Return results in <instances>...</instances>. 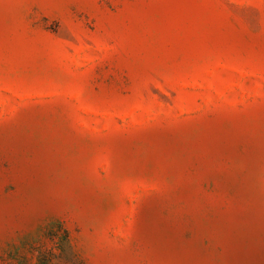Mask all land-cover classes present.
<instances>
[{"label": "rangeland", "instance_id": "obj_1", "mask_svg": "<svg viewBox=\"0 0 264 264\" xmlns=\"http://www.w3.org/2000/svg\"><path fill=\"white\" fill-rule=\"evenodd\" d=\"M0 264H264V0H0Z\"/></svg>", "mask_w": 264, "mask_h": 264}]
</instances>
